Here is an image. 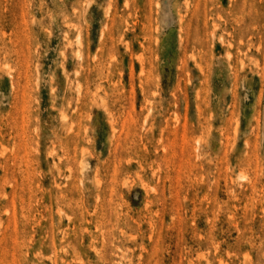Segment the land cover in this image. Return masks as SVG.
Segmentation results:
<instances>
[{"label":"rangeland","instance_id":"374dc122","mask_svg":"<svg viewBox=\"0 0 264 264\" xmlns=\"http://www.w3.org/2000/svg\"><path fill=\"white\" fill-rule=\"evenodd\" d=\"M0 264H264V0H0Z\"/></svg>","mask_w":264,"mask_h":264}]
</instances>
